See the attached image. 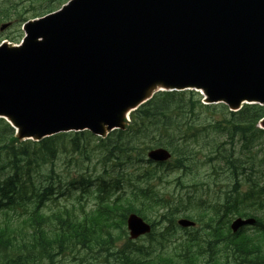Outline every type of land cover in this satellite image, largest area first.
<instances>
[{
  "label": "trees",
  "instance_id": "obj_1",
  "mask_svg": "<svg viewBox=\"0 0 264 264\" xmlns=\"http://www.w3.org/2000/svg\"><path fill=\"white\" fill-rule=\"evenodd\" d=\"M44 1L37 10L0 0V21L21 24L29 11L34 18L64 2ZM263 115L258 104L230 111L184 90L155 93L130 113L124 129L104 138L84 130L19 140L0 118V264H264V214L252 211L264 208V130L257 127ZM158 146L171 152L170 160L146 158ZM61 160L73 165L66 179L56 170ZM196 167L206 168L204 177L194 178ZM174 170L191 175L197 189L212 182L223 192L215 217L191 212L190 202L182 206L178 196L156 187ZM89 196L95 208L85 211ZM60 198L77 207L49 208ZM129 212L151 224L137 239L146 245L128 238ZM179 216L203 226L179 228ZM232 216L256 222L232 233Z\"/></svg>",
  "mask_w": 264,
  "mask_h": 264
},
{
  "label": "water",
  "instance_id": "obj_2",
  "mask_svg": "<svg viewBox=\"0 0 264 264\" xmlns=\"http://www.w3.org/2000/svg\"><path fill=\"white\" fill-rule=\"evenodd\" d=\"M23 29L20 46L0 44V117L20 140L104 136L162 90L194 89L232 111L264 106V0H69ZM254 222L237 217L230 228ZM126 227L130 239L151 230L132 212Z\"/></svg>",
  "mask_w": 264,
  "mask_h": 264
},
{
  "label": "rangeland",
  "instance_id": "obj_3",
  "mask_svg": "<svg viewBox=\"0 0 264 264\" xmlns=\"http://www.w3.org/2000/svg\"><path fill=\"white\" fill-rule=\"evenodd\" d=\"M63 4L67 0H63ZM15 3L18 5L19 8L23 9H31V8H37V10L42 9L46 5H48V1L44 0H20V3L15 0ZM33 11H29L27 14V17L32 18L31 14ZM14 20V19H13ZM5 21H0V24ZM22 23L14 20L13 22L11 21L10 25L3 31L1 32V35L3 36V41L10 43L12 45H16L20 42L21 37L23 35L22 31ZM9 36V38H7ZM14 38L17 40L12 41L10 38ZM152 168V167H151ZM150 168V169H151ZM57 172L60 173L62 179L67 178V173L69 171H73V165L70 167L66 168L63 165V160L57 162ZM91 171V170H90ZM196 176H194L195 179L204 177V174L206 172L205 167H196L191 170ZM155 174L160 173V169H157V172L154 171ZM191 175H189L187 172L183 170H174L169 173H163L162 174V179L160 182L156 183V187L160 189L162 192H168L169 194H172L174 197L178 196V198L181 200V205L182 206H188L189 204V209L191 212H202L203 214L207 216H213L215 217L216 211L220 208V204L223 200V192L219 191L216 189L214 184L212 182L208 183L207 187L199 188L197 189L196 187L192 186L191 183ZM199 184V183H198ZM126 188H128L126 186ZM119 193V192H118ZM199 197L202 198V203L198 205V199ZM114 198V197H113ZM177 198V199H178ZM176 199V201H177ZM196 199V202L194 201ZM86 202L84 204L85 206V211H88L92 208H95L96 200L94 199L93 196H89L86 199ZM60 203L59 204H50L49 208H59V206H67L70 207L72 205H75L77 207V202L72 201L71 199L68 200H63V198H60L58 200ZM76 212H78V209H75ZM252 211H255L260 214H264V208H260L259 206H255L252 208ZM235 216L231 217V220L234 219ZM151 218L154 219L155 216L154 214L151 215ZM178 218V217H177ZM230 220V221H231ZM203 226L202 223H197L196 227L201 228ZM159 228V227H158ZM126 230V228H125ZM180 233H183L181 230H179ZM127 233V230H126ZM142 238V237H141ZM123 240V239H122ZM124 241V240H123ZM138 243L142 244H147L146 239L142 240H136ZM172 245L173 243H169ZM64 262L66 261L63 260ZM202 262H205V259L202 260Z\"/></svg>",
  "mask_w": 264,
  "mask_h": 264
}]
</instances>
